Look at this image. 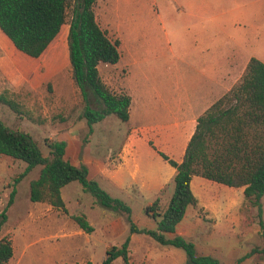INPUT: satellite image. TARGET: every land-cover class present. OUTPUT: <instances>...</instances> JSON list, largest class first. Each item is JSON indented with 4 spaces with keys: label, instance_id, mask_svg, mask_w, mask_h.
<instances>
[{
    "label": "rangeland",
    "instance_id": "374dc122",
    "mask_svg": "<svg viewBox=\"0 0 264 264\" xmlns=\"http://www.w3.org/2000/svg\"><path fill=\"white\" fill-rule=\"evenodd\" d=\"M111 3L112 0H97L94 12L96 21L107 38L112 42L119 41L120 59L117 65L99 66L102 82L112 93L118 95L125 93L123 78L128 72L126 58L130 49L124 46L126 40L127 43L135 42L136 46L131 49L140 51L142 54L150 51L153 56L169 55V48L165 46L163 32L154 28L149 12L144 11L145 7L150 6V0H119L122 28L113 23L109 13ZM167 3L171 6L170 1ZM72 6L73 0H68V17L66 24L61 28L60 36L49 50L36 60L26 62L27 59H25L24 61V55L0 33V89L4 88L3 94L16 104L13 108L0 105V122L30 135L45 157L50 151L46 141L65 142L64 158L73 165H79L78 163L82 164L83 158L87 164L97 159L104 161L109 148L118 147L127 132L128 125L114 115H108L92 126L91 133L88 132L85 120L81 117L84 101L73 81L68 57L65 56V64H67L60 72L52 75L55 70L49 69L54 46L60 48L58 56L64 49L67 50L68 23ZM130 19L134 25L136 24L133 28ZM147 19L150 20L149 27L146 23ZM207 34L210 39L216 36L214 30H209ZM128 36L130 39H127ZM148 40L150 42L163 40L164 45L147 46L145 43ZM147 65L150 69L142 71L147 85L152 84L153 76L159 78L161 85L163 83L169 85L170 62L152 61ZM20 79L23 81L22 85L18 84ZM88 100L91 108H101L91 92H88ZM25 167L26 163L23 161L0 157V213L6 206L9 194L12 190L15 191L13 203L6 211L7 220L0 230V239L11 240L14 249L13 256L7 264H85L90 259L93 263L99 264L105 257L108 246H121L127 240L131 264H186L187 257L183 250L162 246L145 234H131L130 223L125 214L114 213L116 223H119V233L114 236L105 235L99 218L102 217L101 212H107L108 209L97 204L92 195L84 192L77 182H72L61 190L64 209L58 211L66 221L63 233L59 231L55 221L47 224L40 223L37 228L34 227V224L28 221L31 209L35 205L29 199V189L30 183L38 178L41 167L37 166L19 178ZM17 178L19 180L15 182ZM88 179L95 181L111 197L125 202L131 210L130 219L138 229L154 230L156 228V222L145 212L146 207L143 206L142 199L134 201L130 195L115 190L107 179L96 178L91 167L88 171ZM207 182V186L204 187L205 197H209V191L213 192L215 188L221 189L219 195L213 192L215 195L211 196L213 197L211 202L218 206L222 197L226 196L227 200L230 197L234 204L224 221L202 219L201 231L195 233L193 239L197 250H206V247L211 245L213 250H224L229 253L230 250H235L234 252L242 250V257L249 254L252 249L262 250L264 248V197L262 214L259 217L256 208L252 207L248 201L244 200L240 204L238 194L235 191L230 193L233 189L211 181ZM173 190L174 186L171 184L170 194ZM108 212L113 214L112 210ZM79 215L87 216L90 221L92 220L93 231L89 233L90 236L84 233L79 235V227L73 220V216ZM259 220L262 221L263 228L260 227ZM123 226L124 228L121 229ZM209 229L219 233L212 242L208 243L202 235H206ZM86 239H88L87 243H85ZM77 244H86L85 250H75L72 245ZM239 256L241 255L233 253L224 259L227 264H237ZM221 259L224 261L223 258ZM113 264H120V260H116ZM240 264H264V254L261 252L252 254L244 258Z\"/></svg>",
    "mask_w": 264,
    "mask_h": 264
},
{
    "label": "trees",
    "instance_id": "16d2710c",
    "mask_svg": "<svg viewBox=\"0 0 264 264\" xmlns=\"http://www.w3.org/2000/svg\"><path fill=\"white\" fill-rule=\"evenodd\" d=\"M96 1L73 0L67 33L72 78L84 101L81 117L90 133L92 126L108 115H114L126 123L130 107L128 95L112 93L100 78L98 66L115 65L120 59V52L119 41L112 42L107 38L96 21ZM67 8L68 0H0V32L17 51L31 58H39L57 35L60 36L68 17ZM88 92L101 108H91ZM2 104L11 108L16 106L0 93ZM46 144L50 150L47 157L30 135L0 122V157L26 163L19 178L31 169L41 167L38 178L30 183L31 202H46L63 210L61 189L77 182L101 207L125 214L131 234H145L162 246L183 250L187 257L186 264H223L213 256L199 254L191 241L169 235L174 234L186 208L197 204L190 187L194 176L226 187L244 188V200L256 208L257 216L261 217L264 197V64L251 58L237 83L198 117L180 163L158 152L176 169V174L167 207L160 209V198L157 196L152 205L145 208L146 214L156 222L154 230L138 229L130 219L131 210L126 203L111 197L95 181L89 180L85 165L76 166L66 160L65 142L46 141ZM14 194L12 190L0 213V230L7 220L6 211L13 203ZM73 220L85 233L93 231L85 216H73ZM259 225L263 228L261 220ZM128 245L127 240L121 246H111L99 264H113L116 260H120V264H131ZM260 252L264 254V248L252 249L249 254L239 258L237 264ZM12 256L11 240L1 238L0 264H7Z\"/></svg>",
    "mask_w": 264,
    "mask_h": 264
},
{
    "label": "crops",
    "instance_id": "0c3cea01",
    "mask_svg": "<svg viewBox=\"0 0 264 264\" xmlns=\"http://www.w3.org/2000/svg\"><path fill=\"white\" fill-rule=\"evenodd\" d=\"M109 8L113 23L122 28L119 0H112ZM146 10L151 16L154 28L163 32L169 55L153 56L150 51L145 53L146 55L142 54L131 49L136 46L135 42L127 43L126 40L124 46L130 48L126 58L128 72L123 78L124 94L130 97L127 132L118 147L109 148L104 161L97 159L87 164L83 158L82 164L88 171L90 167L93 168L96 178L107 179L115 190L130 195L134 201L142 199L145 207L151 206L159 196V207L164 210L171 196L170 185L173 184L176 169L162 159L158 152L180 163L198 117L237 83L251 58L264 64V0H150V6L145 7L144 11ZM146 23L149 27L150 20L147 19ZM130 24L132 28L136 26L131 19ZM209 30L216 32L213 39L207 34ZM2 35L12 44L4 34ZM57 37L50 43L48 50ZM127 39H130L129 36ZM145 44L162 46L164 41L148 40ZM58 49V46H54L51 53L49 69L55 70L52 75L63 70L67 64L65 56L68 57V49H64L60 56ZM24 57L26 62L37 59L26 55ZM162 60L171 64L169 85L163 82L161 85L159 78L155 76L152 78V84L147 85L142 71L150 69L147 65L149 62ZM116 65L117 63L108 66ZM18 84L22 85L23 81L20 79ZM3 89H0V93H3ZM206 183V179L192 177L190 187L197 204L186 208L174 234L169 235H178L191 241L196 249L197 245L193 239L194 234L201 231L202 219L224 221L234 204L230 197L227 200L223 195L218 206L211 202V196L219 195L221 189L215 188V194L209 191V197H205ZM227 188L233 189L230 193L235 191L238 194L242 204L244 188ZM58 210L62 209L45 202H37L31 209L28 221L36 228L40 223L55 221L59 231L63 233L66 221ZM108 211L101 212L99 222L105 235L114 236L119 233L120 227L119 223H116L115 212L109 214ZM85 218L92 227V220L87 216ZM123 228L124 226L121 229ZM208 231L202 236L209 243L219 232L210 229ZM78 232L79 235L84 233L90 236L80 228ZM85 245L72 246L79 251L85 250ZM110 247L108 246L107 250ZM213 249L209 245L206 250L197 251L202 255L213 256L223 264H227L224 258L228 255L238 253L241 255L239 258L243 255L242 250H230V254L228 251ZM88 262L95 264L92 259Z\"/></svg>",
    "mask_w": 264,
    "mask_h": 264
}]
</instances>
